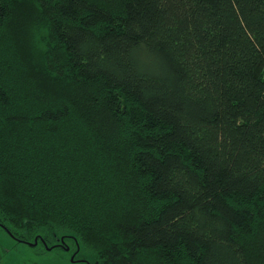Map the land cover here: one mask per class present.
<instances>
[{
    "label": "trees",
    "instance_id": "obj_1",
    "mask_svg": "<svg viewBox=\"0 0 264 264\" xmlns=\"http://www.w3.org/2000/svg\"><path fill=\"white\" fill-rule=\"evenodd\" d=\"M0 227L264 264V0H0Z\"/></svg>",
    "mask_w": 264,
    "mask_h": 264
},
{
    "label": "rangeland",
    "instance_id": "obj_2",
    "mask_svg": "<svg viewBox=\"0 0 264 264\" xmlns=\"http://www.w3.org/2000/svg\"><path fill=\"white\" fill-rule=\"evenodd\" d=\"M68 244L66 247L61 243L59 250L46 252L42 248L34 249L18 242L0 227V264H89L80 254L75 253L71 243Z\"/></svg>",
    "mask_w": 264,
    "mask_h": 264
},
{
    "label": "water",
    "instance_id": "obj_3",
    "mask_svg": "<svg viewBox=\"0 0 264 264\" xmlns=\"http://www.w3.org/2000/svg\"><path fill=\"white\" fill-rule=\"evenodd\" d=\"M37 244V243H36Z\"/></svg>",
    "mask_w": 264,
    "mask_h": 264
}]
</instances>
